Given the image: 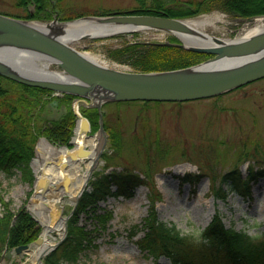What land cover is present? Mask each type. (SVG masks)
I'll return each mask as SVG.
<instances>
[{"label":"rangeland","instance_id":"1","mask_svg":"<svg viewBox=\"0 0 264 264\" xmlns=\"http://www.w3.org/2000/svg\"><path fill=\"white\" fill-rule=\"evenodd\" d=\"M50 1L51 5L40 15H51L33 19L49 21L55 18L62 22L77 15L126 12L137 9L139 5L137 0ZM20 3V0H0V13L11 16L33 13L35 6L31 2L26 6ZM188 19H208L199 27L222 38H232L243 24L215 7ZM160 37L165 35L144 30L102 39H78L72 44L111 66L116 61L108 53L118 44ZM191 59L195 60V57ZM141 105L139 101H125L102 107L108 127H119L121 149L114 146L119 149L114 154L107 137L104 150L112 154L107 158L103 152L100 154L86 183V190L91 188L90 182L95 178L109 173L136 174L145 183L136 185L129 197L107 194L77 213L78 224L88 230L91 238L79 264H154L152 256L139 246L145 232L143 223L149 213L150 195L156 199L154 209L160 220L175 224L181 233L195 238L216 211L221 213L226 227L250 234L263 231L264 172L259 171H264V78L216 98L179 104L163 101ZM47 143L58 147V144ZM233 168L242 178L250 173L253 175L249 197L229 192L225 199L216 198L213 188L220 186L221 177ZM187 174L190 178L194 175L199 177L195 181H183ZM116 188V184L109 186L112 192ZM33 190L34 173L31 183L23 181L18 171L10 177L1 173L0 215L4 211V203L13 212L21 206L26 209L30 203L35 210L39 209L41 203L31 199ZM62 201L61 216L65 217L73 210V204ZM36 222L40 226L38 235H41L42 225ZM28 257L26 250L7 259L3 250L0 252V264H34ZM158 262L169 264L164 256Z\"/></svg>","mask_w":264,"mask_h":264},{"label":"water","instance_id":"2","mask_svg":"<svg viewBox=\"0 0 264 264\" xmlns=\"http://www.w3.org/2000/svg\"><path fill=\"white\" fill-rule=\"evenodd\" d=\"M77 20L84 21L83 28L76 32L68 31L65 24ZM143 29L168 32L180 39L186 50L210 56L177 68L132 71L104 64L72 44L78 39L107 38ZM0 75L27 86L74 96L71 105L76 121L71 142L77 131L86 136L101 134L103 141L96 155L98 158L106 140L102 105L107 102L195 100L218 96L264 77V13L247 18L232 38L210 34L186 18L161 15H84L61 22L55 18L41 21L0 13ZM80 103L97 109L99 127L95 133H88L90 124L79 111ZM37 147L30 161L34 173L32 200L40 198L45 190L51 188L40 174L44 175L45 169L58 161L55 155L44 157L36 170ZM61 147L67 150L71 160L89 152L85 146H80L77 153L73 152L74 146H58ZM93 167L87 170L83 186L72 202L73 209ZM61 184L66 185V180ZM26 209L38 221L31 203L26 205ZM71 214L72 211L63 217V234L40 256V264H43L42 258L65 237ZM40 241L39 235L32 243L18 245L4 256L9 259Z\"/></svg>","mask_w":264,"mask_h":264},{"label":"trees","instance_id":"3","mask_svg":"<svg viewBox=\"0 0 264 264\" xmlns=\"http://www.w3.org/2000/svg\"><path fill=\"white\" fill-rule=\"evenodd\" d=\"M137 1V9L130 12L167 17H191L213 7L233 17L245 18L264 13V0ZM20 2L24 6L30 2L35 6L33 14L29 12L24 17L44 18L51 15L46 13L41 16V11L47 10L51 5L50 0ZM258 6L260 8H253ZM109 56L115 58V51H110ZM127 56L134 67L143 71L176 68L195 61L189 55L167 59L163 56L140 55L135 51L127 52ZM51 94L52 91L48 89L27 86L0 75V174L10 177L18 171L23 181L31 183L33 173L30 160L35 154L39 137L53 144L69 145L76 118L71 108L73 96ZM81 111L89 118L91 131H95L98 128L97 110L81 106ZM103 121L104 127L108 128L113 153H117L119 149L116 150L114 146L121 149L122 139L119 127H108L105 115ZM110 154L112 152L105 153L104 158ZM198 177L199 175H194V178H190L187 174L183 181H195ZM252 179L251 173L242 178L238 170L233 168L221 177L222 184L213 188V195L225 199L229 192H234L242 197H249ZM112 182L117 185L113 192L109 190ZM90 183L91 188L84 190L67 221L65 238L43 258V264H79L81 254L90 245L91 238L88 230L78 224L77 213L107 194L129 197L136 185L145 181L136 174L109 173ZM155 201L150 195L149 213L143 223L145 232L139 240L140 248L152 256L154 264H161L158 262L161 256L166 257L169 264H264V230L250 234L245 230L226 227L221 213L216 211L195 238L191 234L181 233L175 224L160 220L155 213ZM3 206L4 211L0 215V252L5 246L9 249L32 242L40 231L38 223L23 206L15 212L6 203Z\"/></svg>","mask_w":264,"mask_h":264},{"label":"bare ground","instance_id":"4","mask_svg":"<svg viewBox=\"0 0 264 264\" xmlns=\"http://www.w3.org/2000/svg\"><path fill=\"white\" fill-rule=\"evenodd\" d=\"M253 8H260L253 7ZM192 23L201 25L208 19L191 20ZM68 31H78L83 28L84 21L77 20L71 23L65 24ZM103 141V136L99 133L94 136H86L83 132L77 131V134L73 138L74 147L73 152L77 153L80 146H89V152L87 155L79 156L74 160L69 158V154L64 147L57 148L43 138L38 142L37 156L35 159V169L40 167V161L47 156L55 155L58 160L55 165L47 167L46 173L40 174L45 178V182L49 183L51 188L45 190L41 197L38 198V202L41 203V207L35 210L36 218L42 225L41 241L35 244L32 249H29L28 259L34 264H40L39 258L42 256L56 241L57 237L61 236L64 231V221L61 216L62 213V200L73 202L78 192L83 186L87 170L93 167L97 163V152ZM84 164V167L82 166ZM39 175V174H38ZM66 180V185H62L61 182Z\"/></svg>","mask_w":264,"mask_h":264},{"label":"flooded vegetation","instance_id":"5","mask_svg":"<svg viewBox=\"0 0 264 264\" xmlns=\"http://www.w3.org/2000/svg\"><path fill=\"white\" fill-rule=\"evenodd\" d=\"M159 33L161 35L164 34L162 32H159ZM164 35H165L164 38H161V37L151 38L148 40L134 39L129 42H123L122 44H118L117 46L113 47V49H111V52L115 51V58L111 57L112 59H114V61H116V63L114 62L115 64L113 65L116 67H122V68H126V69L133 70V71L134 70L139 71L136 67H134V64L131 62V60L127 56V52H130V51H135L137 53H140V55L149 54V55H155V57L163 56L167 59L172 58V57H178L179 55L180 56L189 55L191 57L194 56L195 57L194 62H196V60L202 59V57H198V56H201L200 54L186 50L181 45L182 41L178 39L177 37H174L167 33H165ZM108 54H110V51ZM141 103L143 104L141 105L142 107L144 106V104H147V103H160V102H141ZM103 115H105L106 117L105 113ZM105 129L107 130V133H108V128H105ZM103 151H106V150L103 149Z\"/></svg>","mask_w":264,"mask_h":264}]
</instances>
